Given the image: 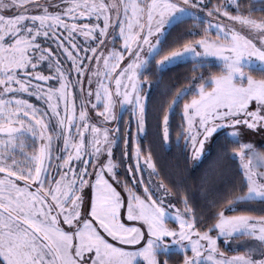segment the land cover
Wrapping results in <instances>:
<instances>
[{
  "label": "snow or ice",
  "instance_id": "1",
  "mask_svg": "<svg viewBox=\"0 0 264 264\" xmlns=\"http://www.w3.org/2000/svg\"><path fill=\"white\" fill-rule=\"evenodd\" d=\"M254 11L264 0H0V264H264V216L226 215L264 205V150L242 137L264 131V75L252 74L264 73V16ZM220 17L259 34L261 46ZM185 24L190 38L162 54ZM153 60L157 73L192 65L188 83L159 102L165 150L183 100L176 144L186 158L202 160L215 140L219 156L238 161L239 180L215 193L211 206L221 195L226 204L206 227L186 188L152 179L151 144L140 143ZM129 109L137 128L125 122L121 137ZM221 238L244 250L228 255Z\"/></svg>",
  "mask_w": 264,
  "mask_h": 264
},
{
  "label": "trees",
  "instance_id": "2",
  "mask_svg": "<svg viewBox=\"0 0 264 264\" xmlns=\"http://www.w3.org/2000/svg\"><path fill=\"white\" fill-rule=\"evenodd\" d=\"M215 3H219V0H214ZM242 5H246L248 0H239ZM231 14H236L235 8H229ZM254 17L264 16V12L254 11ZM189 25L185 24L179 28L173 30L164 45L162 46V54L166 53L176 44L174 41L182 44L184 40L190 37L181 35ZM46 46V44H43ZM159 59V57H156ZM211 71H218L216 62L211 61ZM191 63H181L177 66L171 67L162 73H157L155 68V60L148 71L144 73L152 81V87L144 86L148 93V108H147V130L148 135L140 138V143L143 148L147 149V146L151 144V151L156 164L159 175L157 179H162L166 185L175 188L180 185L187 189L190 202L195 206L197 210V219L199 220L203 216L204 224H198V227H206L207 224L214 223L213 217L219 211L222 204H226V198L223 195L216 198V206H211V201L215 196V193L226 192L227 188L232 187L234 183L239 180L240 173L238 170V161L229 159L228 157H221L218 155V150L215 147V140L211 143V148L206 155L195 166L191 165V160L186 158L183 150V139L180 140V146L176 144L177 133L181 131V108L183 100L180 106L177 107L176 113L172 116L170 121L171 131V147L169 150H165L162 146V132L159 128L160 121L163 117V108L160 107L159 102L163 99H171L172 95L179 88L184 87L188 83V77L192 75ZM208 69H204L205 74H208ZM45 73L48 74L46 68ZM253 75L260 78L264 73L258 70H253ZM190 98V97H189ZM127 126L130 127L131 132H135V126L128 115L124 112L119 127L121 128V137L124 135V129ZM117 125L115 124L114 127ZM131 132L129 137H131ZM261 150H264V146H260ZM115 158L119 161L123 153V139L120 140L118 146L114 148ZM129 153H131V143L129 144ZM134 167V164H133ZM121 179H127L131 183L132 177L126 176L123 169L119 171ZM138 180V177H136ZM202 185L208 191L207 198L202 194ZM139 191L142 192L141 189ZM173 203L177 204V207H182L178 203V198H172ZM236 214H249L253 216H264V205L259 203H250L238 205L236 212L226 211V215ZM212 235H216L215 232ZM222 251L226 253H232L231 250L223 246L222 238L218 241ZM176 260L175 257L172 258Z\"/></svg>",
  "mask_w": 264,
  "mask_h": 264
},
{
  "label": "rangeland",
  "instance_id": "3",
  "mask_svg": "<svg viewBox=\"0 0 264 264\" xmlns=\"http://www.w3.org/2000/svg\"><path fill=\"white\" fill-rule=\"evenodd\" d=\"M50 10H54V9H50ZM33 14H36V13H33ZM6 15H10V13H6ZM219 22H222V23H224V24H230L235 30H237L238 32H240L242 35H244L246 38H248V39H251L252 41H253V43H255L256 44V46L257 47H260L261 45H260V36H259V34H257V33H253V32H251L250 30H248L247 28H244V27H242L241 25H239V24H237V23H235V22H229V21H227V18H225V17H220L219 18ZM212 36L213 37H215V32H213L212 33ZM41 43H42V45L44 44L42 41H41ZM81 43H82V41H81ZM43 46H45V45H43ZM49 45L48 44H46V46L45 47H48ZM94 46V45H93ZM117 47H118V43H117ZM53 49H54V46H53ZM69 67H70V63H69V65H68ZM45 68H47V66L45 65L44 66ZM44 74L45 75H47L45 72H44ZM49 74V73H48ZM145 86H147V85H145ZM25 99H28V101L30 102V103H33V104H35L36 106H38V107H43V105H42V102L41 101H37L36 99H35V97H24ZM253 109H254V107H255V105L253 104L252 106H251ZM127 113H128V115L130 116V118L132 119V117H131V109H129L128 111H127ZM90 115H92L93 117L95 116V113L94 112H92V113H90ZM132 121H133V123H134V126H135V131H136V128H137V125H136V122L132 119ZM95 122V121H94ZM115 125V123H113V124H111V125H109V127H113ZM242 137H243V140H244V142H251V143H253L258 149H260V146H264V131H257V132H251V130H242ZM211 148V144L207 147V149H206V153L209 151V149ZM261 150V149H260ZM206 153H205V155H206ZM204 155V156H205ZM197 163H199V161L198 162H193V161H191V165L192 166H195ZM138 177V179H140V177L139 176H137ZM143 179L145 180V181H147L148 179H149V176H148V173L147 172H144L143 173ZM152 179L154 180V181H156V180H158L157 179V177H152ZM119 190V189H118ZM141 190H142V188H141ZM88 193H89V197H90V190H88ZM173 202V201H172ZM237 215V214H236ZM247 215H249V214H247ZM253 216V215H252ZM256 217H259V216H256ZM213 236H215V235H213ZM222 241H223V239H222ZM218 244H219V242H218ZM223 244V246H225L227 249H229V250H231L232 251V253H227L228 255H234V254H236L237 252H240V251H243L244 250V248H243V245H241V244H237L235 241H232V242H230L229 244H225L224 242L222 243Z\"/></svg>",
  "mask_w": 264,
  "mask_h": 264
},
{
  "label": "flooded vegetation",
  "instance_id": "4",
  "mask_svg": "<svg viewBox=\"0 0 264 264\" xmlns=\"http://www.w3.org/2000/svg\"><path fill=\"white\" fill-rule=\"evenodd\" d=\"M114 127V126H113Z\"/></svg>",
  "mask_w": 264,
  "mask_h": 264
}]
</instances>
